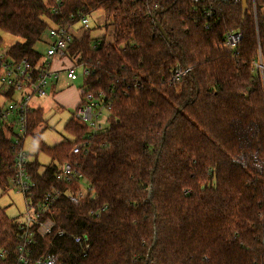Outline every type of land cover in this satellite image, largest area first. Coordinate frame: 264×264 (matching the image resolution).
I'll list each match as a JSON object with an SVG mask.
<instances>
[{"label":"trees","instance_id":"16d2710c","mask_svg":"<svg viewBox=\"0 0 264 264\" xmlns=\"http://www.w3.org/2000/svg\"><path fill=\"white\" fill-rule=\"evenodd\" d=\"M63 2V15L102 14L103 36L92 35L94 23L75 37L94 66L80 101L103 90L112 110L109 128L85 155L72 152L87 135L74 117L65 127L73 140L40 142L51 164L40 173L30 162L35 200L64 188L53 175L66 161L81 164L96 199L58 200L50 215L56 231L36 238L33 255L59 254L60 264H264V70L257 66L264 63V0ZM53 3L0 0V31L18 39L12 57L41 56L36 45L59 22L49 15ZM229 31L242 35L236 55L226 46ZM178 68L187 72L171 83ZM42 112L30 113V134ZM16 152L12 133L0 130L2 190L13 187ZM98 208L106 210L89 214ZM16 230L0 206V250L15 252Z\"/></svg>","mask_w":264,"mask_h":264},{"label":"built area","instance_id":"2783aa9c","mask_svg":"<svg viewBox=\"0 0 264 264\" xmlns=\"http://www.w3.org/2000/svg\"><path fill=\"white\" fill-rule=\"evenodd\" d=\"M196 3L204 0H194ZM63 0H54L49 15L59 19L52 23L48 29L50 44L44 55L37 60L30 58H15L8 52L0 51V130L12 133L14 147L17 149L14 161L13 189L20 194L25 201L26 211L21 220L16 222V236L19 244L15 252L8 249L0 250V261L4 264H60V256L56 253H44L39 257L33 255V246L36 238H46L56 231V222L50 216L53 206L61 198H66L74 206H80L86 202L94 201L96 193L92 183L82 171L79 162L66 161L58 166L53 177L56 183L64 188L51 187L42 198L35 200L37 183L29 171L30 159L24 150V142L31 135L29 131V115L33 110L31 103L34 99H44L49 88L58 84L62 76L67 82H76L81 71L82 81L91 76V58H84L75 48V37L79 33L89 32L104 24L102 14L97 18L96 13L90 15L78 12L63 15ZM156 8V6L154 7ZM151 11H149V15ZM212 10L204 12L205 17H210ZM95 17L94 20L92 18ZM102 18V19H101ZM101 19V20H100ZM103 21V23H101ZM101 23V24H100ZM104 29L100 27V29ZM209 29V25L205 26ZM104 34L98 35V37ZM242 41V35L229 31L226 35V46L236 55V49ZM257 66L264 70V63L258 62ZM187 71L176 69L171 83L181 80ZM85 90H81L83 93ZM10 93V97H6ZM112 95V94H111ZM111 96L100 90L98 92L85 93L79 105L75 109L74 118L86 127V139L78 142L72 152L74 155H85L90 151L94 139L107 131L110 126V114L112 110ZM104 112L107 113L108 127L100 122ZM8 127V129H7ZM45 129V128H43ZM256 168L262 171V164L256 160ZM106 208L91 209L89 214L98 217ZM66 232L58 231L59 236H65ZM76 245L83 246L84 238L80 235L73 236ZM86 257L87 255L84 254Z\"/></svg>","mask_w":264,"mask_h":264},{"label":"rangeland","instance_id":"374dc122","mask_svg":"<svg viewBox=\"0 0 264 264\" xmlns=\"http://www.w3.org/2000/svg\"><path fill=\"white\" fill-rule=\"evenodd\" d=\"M96 15L97 18L100 17L99 13H96ZM94 19L95 17L92 18V20ZM101 23H103V21ZM103 25L100 27H103ZM100 27L98 30H93L92 35L94 37L105 34L104 29H100ZM0 38L3 40V47L0 48V51L3 52H8L9 48L18 41L17 38L9 34L2 33L1 31ZM49 44L50 40L47 32L38 45H36V50L44 55L47 50V45ZM78 74L80 76L78 81L69 83L67 82L71 89L69 94L71 93L75 96L77 95V90H86V88L83 87V79L81 77L80 70L78 71ZM64 79L65 76H62L61 80L56 85L58 90L59 87L63 85L62 81ZM68 86L63 85L62 89H69ZM50 89L51 88H49L47 96L44 99H34L31 103V108L43 109L44 113L41 110L43 122L38 124L34 132L24 142V150L29 155L30 161L34 162L37 160L42 166L40 169L42 173L45 171L46 167L51 164V159L46 154L39 151V144L41 142L46 146L53 147L65 140H73L72 136L67 134L65 131V127L75 115L76 108L72 102L77 100V98L74 99L72 95L66 94V92L63 93L65 96L59 95L57 98H55L56 94H54ZM100 122L104 124V127L109 126L106 112H104ZM43 128L46 129L44 130ZM0 206L5 209L7 216L14 220L15 223L21 220L23 214L26 211L24 198L13 189L12 185L7 190H2V188H0Z\"/></svg>","mask_w":264,"mask_h":264},{"label":"crops","instance_id":"0c3cea01","mask_svg":"<svg viewBox=\"0 0 264 264\" xmlns=\"http://www.w3.org/2000/svg\"><path fill=\"white\" fill-rule=\"evenodd\" d=\"M62 83H63V85L64 86H68V83H67V80L66 79H64L63 81H62ZM57 85V84H56ZM56 85H54L53 87H51V91L54 93V94H56V96H55V98H57L59 95L60 96H65V95H63V93H65L66 92V94H69V92H71V89H70V85L68 86L69 87V89H62V87H63V85H61L60 87H59V90H58V87L56 86ZM66 88V87H65ZM63 90V91H62ZM62 91V92H61ZM62 94V95H61ZM80 94H81V92H80V90H77V95L75 96V95H73V94H69V95H72L73 97H74V99H76L77 98V100L76 101H73L72 103L74 104V106H75V108L79 105V103H80ZM64 98H66V97H64ZM39 109H41V108H39ZM38 109V110H39ZM42 111H43V109H41ZM43 113H44V111H43ZM46 129V128H45ZM33 162V161H32ZM39 163V162H38ZM40 164V163H39ZM41 165V164H40ZM41 168H42V166H41ZM40 168V169H41ZM39 172L40 173H42L41 172V170H39Z\"/></svg>","mask_w":264,"mask_h":264},{"label":"water","instance_id":"95a60500","mask_svg":"<svg viewBox=\"0 0 264 264\" xmlns=\"http://www.w3.org/2000/svg\"><path fill=\"white\" fill-rule=\"evenodd\" d=\"M159 29H160V31H161V33L166 37V34H165V32L163 31V29L161 28V26L159 25ZM3 47V46H2ZM151 254H152V249H150V251H149V254H148V259H150L151 258Z\"/></svg>","mask_w":264,"mask_h":264}]
</instances>
